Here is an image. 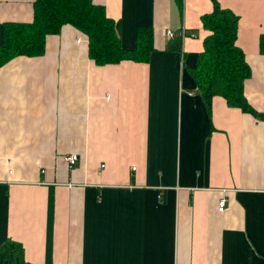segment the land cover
Wrapping results in <instances>:
<instances>
[{
  "label": "crops",
  "instance_id": "1",
  "mask_svg": "<svg viewBox=\"0 0 264 264\" xmlns=\"http://www.w3.org/2000/svg\"><path fill=\"white\" fill-rule=\"evenodd\" d=\"M33 1L0 0V45ZM215 1L237 18L243 96L264 115V0ZM92 2L123 49L148 27L153 51L95 66L63 26L41 56L0 65V248L20 244L26 264H264V120L219 96L208 111L189 72L211 1Z\"/></svg>",
  "mask_w": 264,
  "mask_h": 264
},
{
  "label": "trees",
  "instance_id": "2",
  "mask_svg": "<svg viewBox=\"0 0 264 264\" xmlns=\"http://www.w3.org/2000/svg\"><path fill=\"white\" fill-rule=\"evenodd\" d=\"M210 1L211 12L199 17L201 29L207 35L202 39L201 52L189 71L190 76L208 111L212 97L219 96L228 107L264 120V115L255 113L243 96V83L249 78L250 70L235 46L237 18L221 9L215 0ZM63 26L86 37L88 58L95 66L124 61L147 63L153 51L152 31L148 27L136 30L133 49H123L118 21L108 18L104 7L92 0H34L30 23L3 26L0 65L20 56H41L46 37L57 35ZM184 35L195 37L193 33ZM257 47L258 53L264 55V35L258 38ZM0 264H26L22 246L8 240L0 248Z\"/></svg>",
  "mask_w": 264,
  "mask_h": 264
},
{
  "label": "built area",
  "instance_id": "3",
  "mask_svg": "<svg viewBox=\"0 0 264 264\" xmlns=\"http://www.w3.org/2000/svg\"><path fill=\"white\" fill-rule=\"evenodd\" d=\"M164 36L166 39H171L173 37V34L170 33V31L165 30L164 31ZM180 37L183 38L185 37L184 32L182 31L180 34ZM191 37H194V35H191ZM77 161V156L76 155H70L65 158V162L67 163L68 166H72L76 163ZM134 170V168L131 169V171ZM225 206H226V199L224 196H221L218 198L215 206V212L218 214H221L225 211Z\"/></svg>",
  "mask_w": 264,
  "mask_h": 264
}]
</instances>
